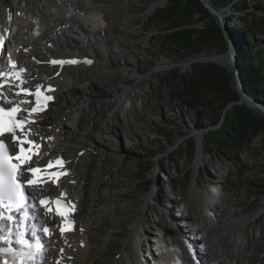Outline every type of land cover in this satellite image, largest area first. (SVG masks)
<instances>
[{"label":"rangeland","instance_id":"rangeland-1","mask_svg":"<svg viewBox=\"0 0 264 264\" xmlns=\"http://www.w3.org/2000/svg\"><path fill=\"white\" fill-rule=\"evenodd\" d=\"M11 1L17 11L10 17V24L18 40L22 39L24 32L33 35L35 23L43 25L50 15L62 13L64 1L74 2ZM26 1L35 4L38 15L44 17L38 16L39 20L35 22L33 11L29 12L24 6ZM155 1L89 0L90 4L83 8L99 10L104 15V23L100 21L97 26L99 34L92 33L91 25L80 20L79 34L66 31L65 38L72 41L58 44L62 52L86 45L97 58L95 65L89 68H65L63 75L70 80L69 86L78 92L85 104L67 109L62 116V127L74 129L82 113L90 120L102 111L108 114L107 123L103 125L110 131L96 136L99 149L87 148L79 153L80 165L75 171L82 175L85 165L92 162L90 180H111L109 190L121 195L105 221L92 220L93 232L88 233V238L105 242L99 248L95 243L90 245L86 264H132L127 252L129 247L140 261L138 264H167L168 255H178L184 261L187 252L194 257V252L202 248L204 244L200 240L203 235L207 240H213V246L218 244L216 256L220 260L217 264H264V212L254 215L264 201V136L254 138L241 153L231 156V160L219 153L207 155L205 138L210 132H217L221 122L215 127L209 126L205 121L201 122L206 116L210 117L206 109L198 108L194 113L183 101L174 100L176 95L168 88L164 76L174 70L184 73L189 65L163 67L160 64L164 61L178 63L200 54H220L222 48L183 56H174L170 50H164L161 39L167 31L154 19L156 11L165 8L170 0L150 11ZM260 1L264 3V0ZM3 2L0 0V5ZM254 4L248 2V13ZM219 13L224 25L226 19L242 18L241 13L233 12L229 7ZM211 18L218 24L214 17ZM206 24L199 23L195 27L203 29ZM236 28L242 29L239 24ZM256 37L264 40L262 36ZM35 43L46 44L45 40H35ZM23 63L25 78L30 85L44 80L37 73L39 68L31 61ZM233 89L236 90L234 81ZM93 96V101L88 103L87 97ZM50 107L43 113L53 119L56 107ZM201 125L207 127L200 129ZM59 128L47 130L42 143L46 153L52 146L62 147L63 141L57 137ZM197 135L202 136L198 170L195 169L199 145ZM189 138L196 142L194 158L176 157ZM78 143L80 141L73 147L79 148ZM78 182L69 181L65 192L77 191L80 188ZM166 185L170 187L169 192ZM221 207L228 212H221ZM230 210H237L240 215L231 223L233 230L225 225L219 233L212 232L210 227L220 226L219 222L225 221ZM114 213L119 216L115 218ZM251 215H254L253 219L244 220ZM213 216H216L215 221ZM75 235L80 236L81 232ZM51 240L55 249L62 244L58 241L61 238ZM47 248L48 253L55 252L52 246Z\"/></svg>","mask_w":264,"mask_h":264},{"label":"bare ground","instance_id":"bare-ground-1","mask_svg":"<svg viewBox=\"0 0 264 264\" xmlns=\"http://www.w3.org/2000/svg\"><path fill=\"white\" fill-rule=\"evenodd\" d=\"M166 1L167 0L155 1L151 4L150 11H155ZM11 2V0H4V2L0 5V65H2L4 72L8 71L7 69L12 67L13 64L19 68L22 67L21 64L25 61H31L37 68H39L37 73L40 74L44 80H39L38 84L33 89H31V91L34 93L37 89V86H42L41 91L43 94L53 98L47 104L52 107H56V112L55 114L53 113L55 115L53 119L47 115H44L45 113L38 115L35 125L32 126L33 131L30 138L36 141V144L38 145V151H40L39 156L34 157V161H49L52 159H59L63 161V168L60 169L58 167V170L64 173L63 177H61L58 181L45 180L46 182L42 185L30 188L28 190V192L31 194V197H35L37 204L34 212L36 220L41 222V225L49 224L53 229V236H56L57 238H63L62 244L60 243L56 246L57 253H48L47 251V247L54 246V243H52L53 240H51L53 237L46 240V247L44 249L43 257L39 258V261H37L38 263L36 264H86V253L89 252L90 245L95 243L99 248V246H102L105 242L103 239L98 241L96 239L93 240L88 238V233L93 232L92 225L94 221L92 222V220L94 219L98 223L105 221L107 216L111 215V209L115 207L116 199L120 198L121 195L117 191L109 190V185H111L113 182L111 180L109 181L104 178H96L93 182L90 180L92 162H90V164L88 163V165L86 164L87 167L85 165L82 175L75 171V168L80 165L79 153L83 151V149H99L100 144L96 136L103 131L109 130L108 127L105 128V125H103L107 123L108 114L107 112L102 111V114L96 115L90 120L86 118L84 113H82L76 121L74 129L65 130L62 127V116L66 110L72 108L76 104H85L83 99L78 97V92L69 86L70 80L66 79L63 75L65 68H89L95 65L97 58L94 57L93 53L86 45L85 50L84 46L83 48L77 47L74 49L75 51L62 52L61 49L58 48V44L63 45L66 42L72 41L70 38H65L66 31L74 35L75 33L77 34V32L79 34L81 29L80 20H82L85 24L91 25L92 33L99 34L97 26L99 25L100 21L104 23V15L99 10L97 12L95 10H85L83 7L90 4L89 0H74V2L70 3L64 1L61 4L64 8L62 13H58L56 15L49 14L50 16L44 20L45 22H41L43 25H37V23H35L33 35H30L31 33L27 34V32H24L22 39L18 40V37H15L14 35L15 33L13 34L10 24V17L12 15L14 16L17 11L15 10L14 6H11ZM37 2L38 4H41L40 0H37ZM24 6L27 7L26 9H28L29 12L33 11L32 14L34 15L35 22L40 16L44 17L41 14L40 16L38 15L39 11L35 10V4L30 5V3L26 1ZM219 12L220 11H216L217 15L222 17ZM212 16L215 17L214 15ZM50 36L52 38H50ZM34 38L35 40H38V42L45 40L46 44H36ZM5 45H8L12 51L10 61L8 62H5L1 58V52ZM109 45L110 44H108V47ZM82 49L84 51H82ZM199 57H207L209 60L223 64L222 56L218 53L213 52L209 55L203 54ZM52 60H75L77 63L52 65ZM192 60L193 59H187L178 63L164 61L160 64V66L186 67L191 63ZM44 61L46 64H43ZM41 69H45L46 71L43 72ZM2 81L3 91L6 94L0 95V97L3 99L11 98L14 101H19L26 98L30 101H34V96L24 97L23 94L20 96L15 95V93L19 91L20 88L30 89L32 84L30 85L28 81H24L23 84L10 83L9 86H6L8 81H6V83L4 79ZM17 85H20V88H17ZM48 86H51L55 90L51 92L46 91ZM3 99L2 101L4 102ZM93 99L94 96L87 97L86 101L90 103L93 101ZM29 106L31 105H24V107ZM252 110L260 114L259 111L254 109ZM41 113L42 112L39 114ZM85 124L86 129H84ZM57 126L60 127L57 132V137L60 138V141H63V145L62 147L59 146L60 148L52 146L50 149L51 151L46 153L47 150H43L44 148L42 143L44 142L45 136H47V130L51 127ZM197 136L199 137V145L195 162L196 170L199 169V163L201 162L202 137L201 135ZM78 141H80V143H78L79 148L76 149L73 146H75V143ZM75 180L79 181L78 183H80V188L77 191L75 190L74 192H70L69 194L66 193L65 190L68 188V182H75ZM57 198L60 199L61 203L68 205L70 208L68 216H65L64 218H59V216L54 213L46 214L44 208L40 204V200L45 199L51 200V205H53L55 204L54 202ZM114 210L115 212L118 211L117 209ZM220 211L228 212V210L226 211V209H223V207H221ZM258 211V213L256 212V214H254L255 216L259 215L261 212H264V201ZM254 215L248 216L244 220H251L254 218ZM114 216L117 218L119 215L118 213H114ZM223 216L225 218V215ZM239 216L240 215L237 210H230L226 215L225 221H220V226L218 227L217 224L216 226H211V231L219 233L222 228L225 227V225L231 226L233 230L234 225L231 223L233 221H237ZM212 218V220L215 221L216 216H213ZM75 220H77V222H75ZM64 221H74L75 223L73 224L75 228L73 232L67 231L63 234H58L56 230L60 225H62L61 223ZM75 232H81V235H75ZM104 237H107V235ZM205 238L206 237L203 235L200 241L201 244L204 245H202V248L198 251L196 250V253L194 252V257H191L190 251L187 252V257L184 259V261H182L178 255L177 257L168 255V259L166 260L167 264H217V262L220 260V258L216 256L219 249L218 244L213 246V240L209 241V239L207 240V238ZM126 248L127 247H125V249ZM190 248L195 250L194 246H190ZM127 252L128 256H130V259L133 262L132 264L140 263L136 255L131 250V247L128 248ZM3 258V256H0V261ZM8 264H13V257H8Z\"/></svg>","mask_w":264,"mask_h":264},{"label":"trees","instance_id":"trees-1","mask_svg":"<svg viewBox=\"0 0 264 264\" xmlns=\"http://www.w3.org/2000/svg\"><path fill=\"white\" fill-rule=\"evenodd\" d=\"M249 1L255 4L248 13ZM207 3L216 11L229 7L242 14V18L234 21L226 19L225 27L234 45L242 88L247 96L264 107V40L256 37L264 38V3L260 0H207ZM206 19V11L198 0H170L165 8L156 11L154 19L167 31L161 39V47L174 56L222 47V33L215 23L204 29L194 27ZM238 24L242 29L236 28ZM163 80L174 91L175 101H183L194 113L198 108L207 110L210 117L206 116L201 122L214 127L221 122L217 132H210L205 138L207 155L219 153L231 160V156L238 155L254 138L264 134V119L254 116L246 107L232 106L225 111L228 104L239 99L232 88L233 73L215 64L196 63L184 73L174 70L166 74ZM206 127L199 126L200 129ZM195 151L196 142L189 138L176 157L193 159ZM165 188L169 192V185Z\"/></svg>","mask_w":264,"mask_h":264},{"label":"snow or ice","instance_id":"snow-or-ice-1","mask_svg":"<svg viewBox=\"0 0 264 264\" xmlns=\"http://www.w3.org/2000/svg\"><path fill=\"white\" fill-rule=\"evenodd\" d=\"M52 64L63 65L65 63L75 64V60H52ZM90 63V61H89ZM12 75L20 80V72L23 70H15V64L12 65ZM6 75L3 71L2 65H0V77ZM42 86H37L36 91L33 93L31 89L20 88L15 93L16 96L23 94L24 97L34 96V101L28 99H21L14 101L11 98L6 99V102L13 104L10 109L4 108L0 105V137L10 135L12 141L16 144L18 151L11 153L8 151L3 139H0V222L12 221L14 222L15 232L12 229L6 228L0 223V229H3L6 234H0V240L5 241L9 245L13 243L12 237L15 236L14 243L19 245L18 249L9 247L8 249H0V254L9 252L13 257V264H30L34 261L35 257L42 252L43 244L39 238H36V226H33V231L28 232L26 221L29 219H35V215L29 214V207H35V197H31L30 193H27V186H40L45 183L41 166L31 163L32 155L38 153V145L34 139H31L32 126L35 125L36 120L40 112L45 110L47 102L53 99L51 96L44 95L41 91ZM55 89L48 86L46 91L51 92ZM0 95H6L3 91V81L0 80ZM24 105H31L24 107ZM43 139V138H42ZM25 145L28 147L26 148ZM55 165H58L60 169L63 168V161L56 160L50 161L47 168L51 169ZM28 165V167H25ZM29 173V177L25 179L24 173ZM61 171L57 170L54 173H48L47 179L58 181L59 177L63 175ZM56 214L65 215L60 209L66 205H62L59 198L55 200ZM40 204L46 207V210L53 211L51 200H40ZM71 230V225L66 224L61 227V232ZM44 233H49L47 227L43 228ZM34 241V242H33ZM4 264H8L5 260Z\"/></svg>","mask_w":264,"mask_h":264},{"label":"water","instance_id":"water-1","mask_svg":"<svg viewBox=\"0 0 264 264\" xmlns=\"http://www.w3.org/2000/svg\"><path fill=\"white\" fill-rule=\"evenodd\" d=\"M198 1L202 5L204 10L206 11V15H207V19L205 21H203V22L207 23L206 26L209 25L212 22L215 23L218 26V28L220 29L221 33H222V40H223V44L224 45L221 47L223 52L220 53V54L222 56L223 64L215 62L213 60H209L207 57H204V58L199 57V56H201L203 54L196 55L194 57H189V58H186L184 60L193 59L191 61V63L189 64V67L192 64H196V63H200V64H215V65L219 66L220 68L224 69L226 72L233 73V81L235 83V88H236V90H234V89L233 90L237 93V95L239 96V99L237 101H234V102L228 104V106L226 107L225 111L229 110L232 106H244L254 116L264 119V107L259 105V104H257L254 100H252L249 96H247L246 93L244 92L243 88H242L241 81H240V78H239L238 73H237L236 53H235V50H234V45L232 44L231 38H230V36H229V34H228L227 30H226L225 25L222 23V20H221L222 18L217 15L216 10H214L207 3V0H198ZM212 15L215 16L214 18L218 21V24H217V22L215 20H213L211 18V17H213ZM203 22H201V23H203ZM196 29H198V28H196ZM206 50H208V49H206ZM232 88H233V83H232ZM252 109L259 111L260 114L255 112V111H253ZM261 135L264 136V134H261Z\"/></svg>","mask_w":264,"mask_h":264}]
</instances>
